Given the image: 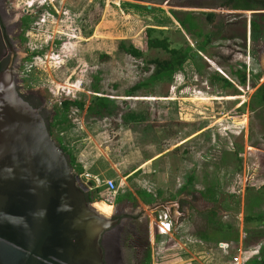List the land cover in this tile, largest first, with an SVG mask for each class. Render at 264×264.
<instances>
[{
    "label": "rangeland",
    "instance_id": "374dc122",
    "mask_svg": "<svg viewBox=\"0 0 264 264\" xmlns=\"http://www.w3.org/2000/svg\"><path fill=\"white\" fill-rule=\"evenodd\" d=\"M4 1L25 20L16 58L18 81L23 88L42 90L46 119L53 123L51 137H58L82 166L78 182L89 189L96 187L93 176L114 181L111 193L97 186L91 204L107 215L127 201L142 208L145 217L137 224L140 237L147 231L149 264H233L237 247L240 264L264 254V52L257 53L260 66L255 52L263 33L253 32L249 43L245 39V52L223 48V58L212 51L194 53L199 70L185 62L171 81L140 88L152 70L147 60L167 56L145 46V27L155 28L150 35L165 37L169 47L191 42L177 33V15L160 0ZM120 43L138 48L141 55L123 52ZM204 59L234 82L228 69L244 65L246 79L235 95L208 82L214 70ZM257 71L262 73L253 76ZM94 86L98 93L91 91ZM256 87L262 88L254 93ZM92 95L112 102L111 112L101 119L85 114ZM130 114L140 117L130 119ZM62 118L64 129L56 123ZM177 199L185 217L174 233L159 237L151 226L152 209L145 206ZM254 213L261 219L244 221V215ZM218 225L223 229L213 232ZM204 230L213 232V239H199L197 233ZM219 240L226 249L218 248ZM122 252L125 264H131L126 242ZM219 258L223 263L216 262Z\"/></svg>",
    "mask_w": 264,
    "mask_h": 264
},
{
    "label": "water",
    "instance_id": "95a60500",
    "mask_svg": "<svg viewBox=\"0 0 264 264\" xmlns=\"http://www.w3.org/2000/svg\"><path fill=\"white\" fill-rule=\"evenodd\" d=\"M15 63L0 70V264H107L102 238L117 219L85 199L48 121L17 92ZM174 204L145 208L176 225L186 210Z\"/></svg>",
    "mask_w": 264,
    "mask_h": 264
},
{
    "label": "flooded vegetation",
    "instance_id": "af4514ba",
    "mask_svg": "<svg viewBox=\"0 0 264 264\" xmlns=\"http://www.w3.org/2000/svg\"><path fill=\"white\" fill-rule=\"evenodd\" d=\"M169 1L171 0H165L164 4L173 6L172 9L177 15L175 30L184 40L188 42L189 39L191 40L184 47L176 48H187L189 50L190 58L185 62H191L197 70H199L200 66L193 59L194 53L202 55V52L212 51L214 56L223 58V48L226 52L229 51L231 53L245 52V39L249 43L253 32L263 33L264 38V0H243L240 4H236L235 0H172V3L168 4ZM6 5L7 2L0 0V70L4 68L9 60L14 61L17 58L15 53L16 50L20 49L22 40L20 35L25 23L22 14L14 16V12L7 8ZM251 15L256 16L255 19L250 18ZM245 17L247 18L245 19ZM252 23L258 27L259 31L252 30ZM258 44L260 43L255 45V48H257L255 52L256 58L259 59L260 57L257 53L264 52V42L261 45ZM249 51L250 48L248 46L246 47V53ZM204 60L210 65L209 69L214 70L213 73H209L208 82L219 84L223 89L231 88L233 92L231 95H235V87L240 85L236 74L244 71V65L239 63L235 68L228 69L229 75H232L236 82L229 79L230 84L227 86L224 83L222 85L220 80L222 76L227 78L221 68L215 65L214 62L212 63L207 59ZM259 62L260 59L257 63L258 66L261 64ZM183 64H181V67ZM15 68H20V60L15 63ZM180 68L175 71L180 72ZM244 72L246 75V71ZM259 73L262 72L257 71L253 76L259 77ZM213 77L219 80L211 81ZM258 88L260 87L254 89V93H257ZM16 90L31 107L39 109V113L46 119V114L49 111L46 109L45 99L40 88H23L18 81L17 75ZM238 90L241 91V89ZM235 98L237 99L238 97L236 96ZM177 204V211L181 212L183 206L180 199H177ZM181 214L183 215V213ZM143 217H145L143 210L136 205L132 207L131 202L127 201L125 204L114 207L111 218H116L117 222L109 228V230L113 228V231L102 238L101 244L107 264H125L122 252L124 242L132 249L131 264H141L144 252L148 248L147 231L144 229V236L143 238L140 237L139 231L141 229L137 224ZM140 238H142L141 241ZM137 241L138 249H135Z\"/></svg>",
    "mask_w": 264,
    "mask_h": 264
},
{
    "label": "trees",
    "instance_id": "16d2710c",
    "mask_svg": "<svg viewBox=\"0 0 264 264\" xmlns=\"http://www.w3.org/2000/svg\"><path fill=\"white\" fill-rule=\"evenodd\" d=\"M252 25V30H258V27L255 26L254 23L251 24ZM156 29L153 27H145L144 29V36H145V46L147 48H157L160 49L164 52L167 53V56L165 58H151L147 60V63L150 64L152 66V70L150 73V77L148 79H146L145 81H143L142 83L139 84V87H146L148 86L150 83H156V82H160V81H171L172 75L174 73V71L178 68L181 67V64H183L186 60H188L190 58V53L189 50L187 48L184 49H178L176 47H169L168 41L165 37H159V36H151L150 33L155 31ZM162 29H157L158 32H161ZM119 48L133 56V57H139L141 55V51L130 45H124L123 43L118 44ZM237 79L239 81L240 84H244L245 79H246V75L245 72H241V73H237L236 74ZM217 78L213 77L211 78V81H215ZM219 80V79H217ZM220 80L222 81V85L223 83L225 85H229L230 82L223 78L220 77ZM91 91L98 93L99 91H97V89L94 87H92ZM79 105H83L84 101H79L78 102ZM112 102L104 96H99V95H92L89 100L87 105L85 106V114H87L88 116H91L92 118L95 119H101L103 117H105L106 115H108L110 111V106ZM140 117V115H135V114H130L129 118L133 119L135 118L136 120H138V118ZM56 123L61 124L63 123L64 125L60 126V129H64L66 128L67 124L63 121L62 119H58L56 121ZM53 123H50L48 125V131L50 136L52 135V127ZM53 139V138H52ZM54 140V139H53ZM57 145L62 149V151L64 152V154L67 156L68 158V163L70 165V167L72 168L73 172L75 175H78L80 172H82V166L77 163L72 155V153L67 150L61 143H60V139L58 137L55 138L54 140ZM190 176L187 177V181L190 182ZM82 189L84 191V196L85 199L89 202H91L94 198L93 193L98 191L97 186L87 189L84 185H81ZM140 194V193H139ZM209 215L207 217V221L210 222V218L214 215V209H211L209 211ZM245 222H249V221H258L259 219H261V215L258 214H246L243 217ZM213 228V232H220L223 229L222 225H218L216 227H212ZM208 234L205 230L202 232H198L197 236L199 237V239L204 240V241H208L213 239L212 238V233ZM150 261V257H149V252L148 249L145 250L144 252V256L143 259L141 261V264H149ZM203 264H212L210 262V260H203ZM249 264H264V254H261L258 257H254L252 259L249 260Z\"/></svg>",
    "mask_w": 264,
    "mask_h": 264
},
{
    "label": "built area",
    "instance_id": "2783aa9c",
    "mask_svg": "<svg viewBox=\"0 0 264 264\" xmlns=\"http://www.w3.org/2000/svg\"><path fill=\"white\" fill-rule=\"evenodd\" d=\"M96 186L99 185H104L106 190L109 191L110 193L115 191V183L113 180L109 179V178H104L102 179H98L96 177H93ZM90 189V188H89ZM176 214L180 215L181 212L179 211H175ZM151 223H152V228H153V232L155 234H157L159 237H166L168 235H170L173 230L176 228V226L179 225V223H177L176 225H174V223L171 221L170 216L168 215L167 209H152L151 211ZM241 238V235H239V239ZM238 239V240H239ZM217 246L220 249H226L227 248V244L223 243V242H217ZM241 248L236 249V253L231 257V262L233 264H240L242 257H241Z\"/></svg>",
    "mask_w": 264,
    "mask_h": 264
},
{
    "label": "crops",
    "instance_id": "0c3cea01",
    "mask_svg": "<svg viewBox=\"0 0 264 264\" xmlns=\"http://www.w3.org/2000/svg\"><path fill=\"white\" fill-rule=\"evenodd\" d=\"M164 1H165V0H163V1L161 2V0H160V3H163V4H164ZM160 3H159V4H160ZM164 5H166V4H164ZM167 7H168L167 9H172V8H173V6H168V5H167ZM159 8L164 9L162 6H160ZM164 10H166V9H164ZM172 10L174 11V9H172ZM227 80H229V79H227ZM190 135H191V134H189L188 136H190ZM182 140H183V139H182ZM93 177L98 178V176H93ZM98 179H99V178H98ZM103 179H104V178H102V180H103ZM109 179H110V178H109ZM103 186H104V185H103ZM141 209H142V208H141ZM181 213H183V212L181 211ZM174 231H175V230H173V233H174ZM170 235H171V234H170ZM217 242H223V241H222V240H219V241H217ZM217 242H216V243H217ZM215 260H216V259H215ZM216 262L223 263V260H221V259L219 258L218 260H216Z\"/></svg>",
    "mask_w": 264,
    "mask_h": 264
},
{
    "label": "bare ground",
    "instance_id": "6f19581e",
    "mask_svg": "<svg viewBox=\"0 0 264 264\" xmlns=\"http://www.w3.org/2000/svg\"><path fill=\"white\" fill-rule=\"evenodd\" d=\"M95 207V206H94ZM96 208V207H95ZM96 209H98V208H96ZM99 210V209H98ZM99 211H101V210H99ZM102 212V211H101ZM103 213H105V212H103ZM105 214H108V213H105Z\"/></svg>",
    "mask_w": 264,
    "mask_h": 264
}]
</instances>
